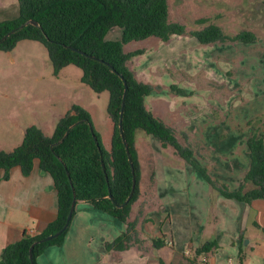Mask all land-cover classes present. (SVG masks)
Wrapping results in <instances>:
<instances>
[{"label":"trees","instance_id":"16d2710c","mask_svg":"<svg viewBox=\"0 0 264 264\" xmlns=\"http://www.w3.org/2000/svg\"><path fill=\"white\" fill-rule=\"evenodd\" d=\"M169 15L168 0H18L17 12L0 18V37L14 28L0 40V50L11 49L23 38L40 40L56 69L73 63L82 69V81L93 90L109 91L107 111L112 121L109 149L94 128L89 111L78 104H72L56 121L51 135L32 124L25 127L18 145L11 150L0 149V167L4 169L5 177L13 165H19L24 173H28L34 159H38L39 167L51 175L57 192L54 219L41 230L25 229L19 238L4 245L0 250V264H31V244L36 264V257L48 245L61 244L67 228L52 238H42L65 223L74 195L77 200L89 201L126 224L121 234L105 242L107 249H122L132 240L138 241L135 221L129 220L132 203L138 194L139 163L135 148L138 128L159 138L162 144L173 146L222 195L247 202L264 198V134L259 133L253 121L246 138L250 162L244 175V180L251 181L253 186L244 189L242 184L231 189L225 182L213 178L207 167L195 158L191 145L182 143L174 128L146 107L144 98L153 85L139 79L129 63L131 57L143 52V48L126 51L124 44L149 36L167 40L172 34L186 32L185 25L171 20ZM30 18L38 24L27 22L19 26ZM206 20L207 17L197 18L198 22ZM114 26L121 28L120 37L107 38V32ZM190 32L200 43L218 40L249 42L257 38L250 30L225 33L213 22ZM124 80L127 90L122 106ZM171 87L179 93L187 92L174 84ZM123 136L127 140L132 163ZM133 176L134 191L125 202ZM153 241L157 245L163 243L161 238ZM216 246L215 239L202 241L194 247V257L213 252Z\"/></svg>","mask_w":264,"mask_h":264},{"label":"rangeland","instance_id":"374dc122","mask_svg":"<svg viewBox=\"0 0 264 264\" xmlns=\"http://www.w3.org/2000/svg\"><path fill=\"white\" fill-rule=\"evenodd\" d=\"M168 1L170 19L182 22L186 32L172 34L167 40L155 36L132 40L124 49L143 48L129 63L139 79L153 85V95L147 96L149 106L174 128L182 143L191 145L195 158L210 175L225 182L222 178L232 168L236 171L233 178L246 168L243 157L251 124L258 126L259 133L264 126V22L259 20L264 3ZM17 9L18 0H0V18L14 15ZM200 17L207 20L198 22ZM209 22L225 33L250 30L257 38L200 43L190 31ZM120 35L121 28L114 26L106 37ZM81 76L82 69L73 63L56 69L47 48L37 39L23 38L11 49L0 50V149L11 150L22 141L20 125L36 124L51 135L56 121L72 104L89 111L94 128L108 146L112 124L107 111L109 91L93 90ZM171 84L187 92L179 93ZM155 97L169 103H154ZM136 134L141 154L139 177L157 176L162 179L159 187L171 180L180 190L188 169L184 158L143 129L138 128ZM185 249L186 257H194V247Z\"/></svg>","mask_w":264,"mask_h":264},{"label":"crops","instance_id":"0c3cea01","mask_svg":"<svg viewBox=\"0 0 264 264\" xmlns=\"http://www.w3.org/2000/svg\"><path fill=\"white\" fill-rule=\"evenodd\" d=\"M259 17L264 22V14ZM153 91L145 95L144 102L156 113L147 102ZM160 98L161 101L155 97L154 103H169ZM25 127L20 125L19 129L24 132ZM249 133L250 129L247 136ZM261 133L264 134V126ZM110 144L111 136L107 149ZM135 148L140 160L136 140ZM182 160L188 169L180 190L171 185V180L159 187L161 178L139 177L138 194L129 216V220L135 221L138 241L132 240L122 249H107L105 242L121 234L126 224L89 201L78 199L62 243L48 245L36 257V264H263L264 198L247 202L226 197ZM243 161L246 168L242 173L233 178L236 171L232 168L222 178L231 189L242 184L244 189L253 186L251 181L244 180L250 162L247 146ZM4 173L0 167V250L19 238L25 229L41 230L57 213L53 179L39 167L38 159H34L28 173L19 165L10 167L7 177ZM157 238L163 243L155 244L153 240ZM208 239H215L217 246L213 252L205 253V260L201 258L204 253L186 257V247H196Z\"/></svg>","mask_w":264,"mask_h":264},{"label":"water","instance_id":"95a60500","mask_svg":"<svg viewBox=\"0 0 264 264\" xmlns=\"http://www.w3.org/2000/svg\"><path fill=\"white\" fill-rule=\"evenodd\" d=\"M27 22H31V23H33V24H38V22H37L35 19L30 18V19H28L27 21L21 23L19 26H21V25H23V24H25V23H27ZM13 30H14V28L11 29L10 31L6 32L4 35H2V36L0 37V40H1L2 38H4L6 35H8L10 32H12ZM124 83H125V87H124L123 94H122V106H123V104H124V98H125V94H126V90H127V84H126L125 80H124ZM120 118H121V116H120ZM75 123H76V122L72 123V124L70 125V127L73 126ZM119 125H120V129H121V131H122L121 120H120ZM70 127H69V128H70ZM67 132H68V129L66 130L65 134H67ZM61 139H62V138H61ZM61 139H60V140H61ZM123 141H124V144H125V147H126L127 153H128L129 160H130V162L132 163L131 154H130V151H129V149H128V143H127V140H126V138H125L124 136H123ZM134 186H135V177L133 176L131 191H130L128 197L126 198L125 202H126V201L130 198V196L132 195V193H133V191H134ZM109 196L112 197L111 194H110ZM76 200H77V198H76L75 195H74V197H73V199H72V202H71V205H70V208H69V211H68V213H67L66 221H65V223L62 225V227H60L57 231H54V232H52V233H49V234L45 235L42 239H49V238H52L53 236H56V235L59 234L63 229H65V228L67 227V225H68V223H69V221H70V218H71V216H72V213H73V210H74V207H75V202H76ZM119 205H121V204H119ZM32 245H33V244H31L30 247H29V257H30L31 264H34L33 255H32Z\"/></svg>","mask_w":264,"mask_h":264},{"label":"built area","instance_id":"2783aa9c","mask_svg":"<svg viewBox=\"0 0 264 264\" xmlns=\"http://www.w3.org/2000/svg\"><path fill=\"white\" fill-rule=\"evenodd\" d=\"M185 253L187 254V253H189V249H185ZM203 260H205L206 259V255H205V253H204V255H202V257H201Z\"/></svg>","mask_w":264,"mask_h":264}]
</instances>
